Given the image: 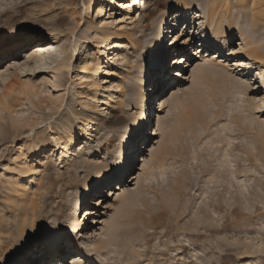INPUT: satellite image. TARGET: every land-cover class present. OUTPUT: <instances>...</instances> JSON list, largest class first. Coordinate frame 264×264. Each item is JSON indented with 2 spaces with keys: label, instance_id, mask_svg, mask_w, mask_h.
<instances>
[{
  "label": "rangeland",
  "instance_id": "rangeland-1",
  "mask_svg": "<svg viewBox=\"0 0 264 264\" xmlns=\"http://www.w3.org/2000/svg\"><path fill=\"white\" fill-rule=\"evenodd\" d=\"M180 1L0 0V63L10 61L0 73V264H15L27 248V264H43L33 254L35 236L44 228L73 230L85 209L91 215L74 240L94 264H264V63L249 61L239 36L264 50V0H185L187 12L171 23L175 10L167 5ZM213 1L230 13V37L218 39L229 59H214V71L197 82V68L217 55L209 48ZM253 14L261 25L251 29ZM178 28L212 57L186 60V78L172 88L165 73L175 65L170 38ZM13 35L26 39V51H40L29 55ZM127 38L139 43L137 53ZM158 68L163 87L152 92L144 76ZM141 87L154 93L156 103L144 110L148 123L160 119V135L148 126L139 142L131 139L132 168L118 179ZM175 97L198 98L200 120L175 124ZM159 146L161 164L151 166ZM117 180L128 182L126 192L105 198ZM99 190H106L103 206L93 199ZM86 192L91 203L83 205ZM126 199L132 206L124 214Z\"/></svg>",
  "mask_w": 264,
  "mask_h": 264
},
{
  "label": "bare ground",
  "instance_id": "bare-ground-1",
  "mask_svg": "<svg viewBox=\"0 0 264 264\" xmlns=\"http://www.w3.org/2000/svg\"><path fill=\"white\" fill-rule=\"evenodd\" d=\"M212 3H211L212 4L211 5L212 6V9H210L208 11L207 17L210 18V20H212L211 22H215L216 21L215 22V25L216 26L214 25L215 27L212 26L214 28L213 29H210V30H212L211 31V34H213V33L215 34V35L213 34L214 35V39H223V38L226 39V38H229L230 37V30L233 28L232 21H230V13L228 11H225V12H222L221 13V11L219 10V8L216 7L214 1ZM178 4H184V12L174 11L173 13H171L170 15H174V19H172L170 21L171 23L174 20H176L177 23H179L182 20V16H183L182 13H185L188 10L187 9L188 8V4H187V2L185 0L180 1ZM211 6H209V7L211 8ZM243 8L244 7L241 4L240 7H239V9L240 10H243ZM150 14H152V12H150ZM223 19L225 20L226 23H223V21H222ZM249 21H250L249 23H250L251 29L258 28L261 25L260 19L257 18V16H255L254 14L252 15V17L250 18ZM167 26H170V24H168ZM210 26H211V24H210ZM239 36H240V38H242L243 41H245V44L244 45L246 46V48H248V55L247 56L250 57L249 61H252V63H254V64L255 63L256 64H262V63H264V50H263V48L261 49L258 44L252 43V41L245 40L244 37H243V34L240 33ZM43 39H44V36L41 35L40 36V39L38 40V42H41ZM126 40H127L126 41V46L131 48L133 54L137 53L138 47H139V43L138 42H135L131 38L130 39L127 38ZM158 40L159 39L156 36L155 39H154V45L157 44ZM204 41L205 40H202L201 41V44L203 43V46H210L209 43L206 44V43H204ZM212 47L213 46L211 45V47H209V48L211 49ZM199 48H201V47H199ZM40 49H41V46L34 45V46H32L26 52H29V55H31V54H35V53L39 52ZM26 52H24V53H26ZM216 54L217 55H215V57L209 59L208 63H205V64L203 63L200 67L197 68V71H196V74L194 76V79H192V80H195L197 82H199V81L200 82H203L204 81V78L206 76H208L211 72L214 71L215 65H213V60L214 59H217L216 57H219L220 58V56H221L219 52H217ZM224 55L226 56V53H224ZM156 56H157V65H158L159 63L162 62L163 57H164V54L163 53L160 54V52H158V54ZM114 57H116L119 60H123L124 59V55L123 54H115V55H113V58ZM223 58H224V56H223ZM173 61H175V60H173ZM9 62L10 61H6V62L2 63L3 64V68L10 67ZM175 64H176V62H175ZM190 66H192V65H190ZM3 68L0 67V73L2 72V69ZM62 68H64V66H62ZM162 69H164V68H162ZM162 69L161 68H158L156 70L154 77L151 76V77H153L152 80H148V79H151L150 73L147 72L145 74V76H144V80H147L146 81L147 83H150L151 81L154 82V85L152 87V92H154V91L160 92L162 90L163 84L160 81L161 80L162 71H163ZM223 74L224 73H222V75ZM220 76H221V74H220ZM223 76H225V75H223ZM224 78H226V77H224ZM155 79L158 80V81L157 82L154 81ZM228 79H230V78H228ZM111 85H112V83H111ZM229 86H232V87H230V90L231 91L234 90L233 89V87H234L233 85H228V87ZM237 87L238 86L235 87L236 90H234V91H238L239 90V89H237ZM242 87L244 88V86H242ZM240 89L243 90L241 88V86H240ZM243 94H245V93H243ZM153 95H154V93H151L150 95L144 94L142 87L141 88H138L137 91H136V93H135V95H134V98L136 100L135 106L139 110V116L140 117H139L138 123L136 124L133 132L130 133L128 135V137H127L128 138V142H125L124 145L122 146L123 147V159H122V161L120 162V165H119L120 169H119V172H118V175H119L118 176V179H122V176H126V173L132 168V156L134 155V153L131 152L130 157H128V152L125 149V148H127L128 145L131 146V143H130L131 139L139 142L140 140L138 141V139H140L142 137V135L146 133L148 126L151 129L153 128V132H152L153 135H158L160 133V126L161 125H160V119L158 118V116H156L157 120H156V122L154 124H153V122H154V116L151 119V123H148V121L146 119L147 115L145 117V110H144V105L145 104L144 103L147 104V108H148L149 105H150V98ZM190 96H192V95L190 94ZM179 97H177V98L175 97L174 98L175 105L177 106V114L174 117V122L177 125L182 124L183 126L184 125H193L195 122H197V121L200 120V118L202 116L200 109H201V107L203 105L201 107L199 105L200 108L198 109V107L195 105V102H199L201 104V102L198 101V98H197V101H194V100L192 101L190 99L188 100V98H187L188 103H186V101L180 99ZM191 99H193V98H191ZM157 103H158V109H159L158 112H163L165 110L166 106H167V101L166 100H163V99H160V100H157ZM162 104H163V107H161ZM202 111L205 112V108ZM204 114L206 116L205 117L203 116V117L206 118L207 117V114L206 113H203V115ZM150 131L151 130H149V136H150ZM138 134H139V137L140 138H136V137H138ZM133 138H135V139H133ZM162 150H164V147L163 146H159L157 149H155L154 153L151 156V162H150V165L151 166H156L158 164H161L160 163V157H161L160 155H161V153H163ZM145 151H146V149H145ZM143 160H144V158H142L140 162H142ZM154 168H157V167H154ZM30 170H33V168H30ZM122 172H124V173L122 174ZM127 179H130L129 180L130 183H132V181L134 180L132 178V176L130 178H127ZM127 183H121V180H117V182H114V184H112L113 185L112 188L115 190V195H107L105 198H108L109 196L111 198H114V197L117 198L120 195L119 193H122V194L125 193L126 190H127V188H128V184ZM115 185H116V187H115ZM90 189L91 190L95 189V191H97L98 189H100V184H97L96 183L93 187H90ZM113 189L109 190L110 193L113 192ZM91 193H93V192H91ZM87 195H88V192H86V194L83 196V200H82V201H84V202H82L83 205H86V204H90L91 203L90 200L88 199V196ZM131 204H132V201L126 199L121 204V207L119 208L120 211H122V212H124V214H126L125 212L128 209H130V207L132 206ZM122 212H120V213H122ZM83 213L85 214V217L82 219L81 216H82ZM90 215H91V213L88 211V209H85V210H83V211L80 212L79 218H77L76 221H75L76 222L75 228L73 230L69 231V233L72 235L73 239H75L76 237H78L79 235H81V233H82V231L84 229V226H85L84 225L85 219L88 216H90ZM122 215H123V213H122ZM77 246L80 248V244L77 243ZM35 248H36V252L35 253L33 252V254H36V255H39V256L41 255L40 258H45L43 252L41 250H39L38 247H35ZM28 249L29 248L25 249V251L21 255L17 256L14 259L15 264H27V263H29V261H27L28 260L27 257L29 255H31V254L28 253ZM84 253H85V251H84ZM85 256L89 258L88 253H85ZM31 264H32V262H31ZM74 264H80V262L79 261H76V262H74Z\"/></svg>",
  "mask_w": 264,
  "mask_h": 264
},
{
  "label": "snow or ice",
  "instance_id": "snow-or-ice-1",
  "mask_svg": "<svg viewBox=\"0 0 264 264\" xmlns=\"http://www.w3.org/2000/svg\"><path fill=\"white\" fill-rule=\"evenodd\" d=\"M167 7L171 10L178 12H184V4H173L169 3ZM191 10H195V5L191 6ZM175 37L174 40H171L172 48L175 49V57H170V60H175L176 64L165 73L166 85H170L172 88L175 87V83H180V81L186 78V69L183 68L186 60L195 61L199 57L207 54L210 58L212 57V52L207 51L203 48H197L192 41L196 37H189L187 30L181 31L179 28L176 32L173 33ZM10 40L17 41L22 47L27 43L24 37L13 35L8 37ZM209 43L212 44L213 49L220 53L221 56H224V59L228 60L229 57L225 56L224 53L227 49H224L220 46L218 39H209ZM23 50H27L26 47H23ZM2 50H0V59H2ZM183 57V59H182ZM217 59L219 57H216ZM237 59H243V57H237ZM0 67H3V64L0 63ZM231 68V63L227 66ZM235 71L236 75H239V71ZM168 94V89L165 87L163 95L166 97ZM163 107V104L161 105ZM107 174L102 176L99 180L96 181L97 184L103 185ZM105 191H100L98 195L94 196L93 199L100 203L103 206V202L100 197L104 196ZM108 195H115V190L113 189L112 193H107ZM40 226H38L39 232ZM39 250L44 254L43 264H74V262L79 261L80 264H94L93 260L85 256L84 251L77 246V241L73 239L72 235L64 227L58 228H44L42 234L35 236Z\"/></svg>",
  "mask_w": 264,
  "mask_h": 264
}]
</instances>
